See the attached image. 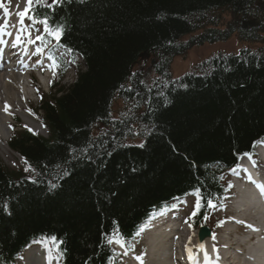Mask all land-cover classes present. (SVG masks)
<instances>
[{
	"label": "trees",
	"instance_id": "1",
	"mask_svg": "<svg viewBox=\"0 0 264 264\" xmlns=\"http://www.w3.org/2000/svg\"><path fill=\"white\" fill-rule=\"evenodd\" d=\"M30 7L41 40L70 50L76 77L62 83L68 64L50 49L56 71L33 108L47 135L21 126L7 141L23 163L0 160V264L37 237L62 264H108L110 238L131 237L153 205L187 191L199 195L198 227L228 190L226 169L264 141V0ZM232 35L246 46L172 75L191 45Z\"/></svg>",
	"mask_w": 264,
	"mask_h": 264
},
{
	"label": "bare ground",
	"instance_id": "2",
	"mask_svg": "<svg viewBox=\"0 0 264 264\" xmlns=\"http://www.w3.org/2000/svg\"><path fill=\"white\" fill-rule=\"evenodd\" d=\"M24 7L25 0H19L14 1L12 6L8 8V15H5L4 10L0 9V16L2 18L4 17V19H0V21L3 22L0 27H3L5 23L7 24V27L4 29V31L0 32V142L2 143L6 141L10 131V123L8 121L11 117L10 110L14 109L15 107H20L19 99L15 100V95L18 97V93L20 91L19 87L24 84L23 82H25L24 78H21L16 72H14L17 69V66L11 64V55L9 54L11 49L14 48L12 43L16 42L17 37H19V32L17 29H15L16 20L19 18L17 10L20 9V11H23ZM40 81L45 83L46 77H41ZM5 107H7V111H5ZM22 114L27 123L30 125H34L36 123V125H38L37 121L30 118L25 112ZM259 150L260 146H257L256 152H259ZM244 164L245 161L243 158H240L239 164L235 169L237 175L238 173H241V170L244 168ZM252 208V204L250 202H246L244 214H247L248 211H253ZM256 213H258V211H256ZM259 218L258 224L252 228V231L262 232L264 230V222L262 220L263 216H259ZM170 229V225H162L160 223L150 225L148 230V232L151 233L149 242L150 244L146 251L143 252L138 258L139 264H179L176 259L177 252L173 248L170 249L171 253L167 259L168 262L164 263L165 259L162 254L165 244L168 240L169 242L174 240L173 235L170 233ZM243 232L245 233V231ZM165 237L167 238V241ZM178 240L184 244V247L187 246L188 250H191L193 253L199 251L197 255L201 253L203 258L206 260H208L210 257L207 253L205 254V251H208L207 245L220 244V241L214 239L212 236L204 238L201 242H198L189 236V230L183 231ZM238 244H240L238 241L230 242L229 248H232ZM201 245H203V248L200 247ZM249 253L251 254L252 252L250 251ZM20 264H58V259L56 255L45 245L36 244L28 247L24 251L23 256L20 259Z\"/></svg>",
	"mask_w": 264,
	"mask_h": 264
},
{
	"label": "rangeland",
	"instance_id": "3",
	"mask_svg": "<svg viewBox=\"0 0 264 264\" xmlns=\"http://www.w3.org/2000/svg\"><path fill=\"white\" fill-rule=\"evenodd\" d=\"M13 1H11V3L7 2L6 4L11 7ZM16 1H19V0H16ZM25 29H26V26L22 27V30L24 32L26 31ZM39 30L40 29L37 28L34 31V37H36V35L39 33ZM243 46H246V43L237 41L235 35H232L226 41H219L215 43H204L201 45H196V44L191 45L188 48L185 55H178L173 58L171 62V73L174 77H178L182 75L183 73L189 71L193 67V65L196 64L197 62L202 61L215 53H218V52L236 53ZM52 71L53 70L50 71L49 78L52 76ZM14 72L18 73V70L16 69ZM74 78H75V68L70 66L64 78V82L71 83V81H73ZM29 80L30 82L28 83L26 79V81L23 82L24 84H22V86L19 87L20 91L18 93L19 94L18 97L15 95L16 97L15 100L19 99L20 107H15L14 109L10 110L11 119L8 120L10 123V131H9L8 138L13 131L19 130L21 126H26L28 128L31 127L33 130L35 128V131L41 133L43 136L47 135L44 125L37 118V116L33 113V108L37 106L38 104L36 91L39 90V92L47 93L48 85L41 83L36 78H31ZM25 98H28V99H25ZM120 105H121L120 102H115L114 107L116 106V108H119ZM23 112H25L33 120L37 121L38 125H36V123L34 125H30L29 123H27L23 117V114H22ZM7 139L3 143L0 142V160L8 168L16 169L18 165L21 164L22 160L17 153L13 152L12 150L8 148L6 144ZM0 141H1V137H0ZM191 203H192V198L190 197L187 198V205H185V207L189 209L191 206ZM222 213L224 214L227 213V205L224 206V208L221 211L213 212L210 215V217H208V219L205 221L207 225H209L211 228H214V232H215V226L213 222L214 220L216 221V219H218ZM188 230H189V236L193 238L194 240H196L197 231L193 227H189ZM227 230H230V229L226 227L224 231H227ZM222 237H224L223 234H222ZM135 250L137 249L132 250L131 252L132 255L137 253Z\"/></svg>",
	"mask_w": 264,
	"mask_h": 264
},
{
	"label": "snow or ice",
	"instance_id": "4",
	"mask_svg": "<svg viewBox=\"0 0 264 264\" xmlns=\"http://www.w3.org/2000/svg\"><path fill=\"white\" fill-rule=\"evenodd\" d=\"M36 2V0H26V4L28 5L27 7L24 8L23 11H20L18 13V16L20 17V22L23 23V19L26 15H28V13L30 12L31 10V5ZM53 2H56L58 3L59 0H53ZM9 3H11V0H9ZM0 9H3L4 10V13L5 15H8L9 14V9L8 7L5 5V3L3 2H0ZM41 23H45L46 24V21H42ZM7 27V24L5 23L3 25V27H0V32H3L4 29ZM54 35H56L57 39L59 38V34L58 33H53ZM36 39H41L40 36H37ZM19 40V37H17V41ZM5 111H7V107H5ZM197 204H199V201L197 202ZM209 204H211V202H209ZM119 242V241H118ZM201 248H203V245L200 246Z\"/></svg>",
	"mask_w": 264,
	"mask_h": 264
},
{
	"label": "water",
	"instance_id": "5",
	"mask_svg": "<svg viewBox=\"0 0 264 264\" xmlns=\"http://www.w3.org/2000/svg\"><path fill=\"white\" fill-rule=\"evenodd\" d=\"M140 56H141V57H144V56H148V54L144 52V53H141ZM208 234H209V231L206 230V229H204V230H202V231L200 232V237H203L204 235H208Z\"/></svg>",
	"mask_w": 264,
	"mask_h": 264
}]
</instances>
